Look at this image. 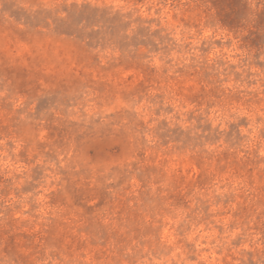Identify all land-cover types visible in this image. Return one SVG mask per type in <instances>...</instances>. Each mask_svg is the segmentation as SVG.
Here are the masks:
<instances>
[{"label": "rangeland", "instance_id": "1", "mask_svg": "<svg viewBox=\"0 0 264 264\" xmlns=\"http://www.w3.org/2000/svg\"><path fill=\"white\" fill-rule=\"evenodd\" d=\"M0 264H264V0H0Z\"/></svg>", "mask_w": 264, "mask_h": 264}]
</instances>
